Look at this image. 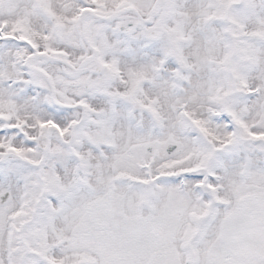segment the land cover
Listing matches in <instances>:
<instances>
[{
  "label": "snow or ice",
  "instance_id": "6c2138e0",
  "mask_svg": "<svg viewBox=\"0 0 264 264\" xmlns=\"http://www.w3.org/2000/svg\"><path fill=\"white\" fill-rule=\"evenodd\" d=\"M0 264H264V0H0Z\"/></svg>",
  "mask_w": 264,
  "mask_h": 264
}]
</instances>
